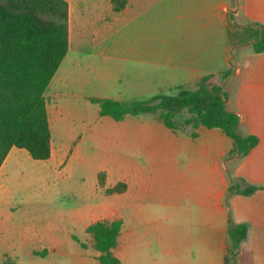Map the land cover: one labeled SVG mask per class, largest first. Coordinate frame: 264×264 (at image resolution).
<instances>
[{"label":"crops","instance_id":"1","mask_svg":"<svg viewBox=\"0 0 264 264\" xmlns=\"http://www.w3.org/2000/svg\"><path fill=\"white\" fill-rule=\"evenodd\" d=\"M81 4L75 16L76 39L72 40L70 30L69 51L45 94L52 136L46 161L53 158L54 150L60 159L72 153L65 168L70 179L73 157L92 156L95 174L107 166L94 155L110 146L101 142L106 137H117L123 154L142 158L130 178L127 170L133 165L127 158L120 165L127 189L119 194L118 219L123 224L113 252L122 264H226L228 231L235 224L249 226L236 264H264V53L254 51V40L240 42L245 28L264 26V0H128L120 12L113 10L111 0H81ZM119 24L122 32L114 38L111 32ZM244 47L252 49L236 53ZM231 68L223 84L224 104L238 115L240 133L259 139L244 158L229 156L233 141L220 129L200 126L175 133L158 122L155 129L131 125L110 130L113 123L134 124L149 114L120 122L100 117L99 125L93 119L78 130L60 129L69 114L86 118L72 107L74 103H91L88 100L93 98L144 101L164 90L194 89L210 74L219 83L218 77ZM15 149L0 168V183L5 181L6 167L19 162ZM244 182L261 190L250 196L229 192L231 186L243 187ZM5 206L0 184V244L6 242L3 234L17 231L16 217ZM96 210L89 204L74 211L73 225L86 232L96 222L91 221ZM19 228L26 232L22 224ZM50 232L47 229L41 247L49 253L38 264L48 260L100 264L97 252L86 253L78 242L83 252L71 247L67 234L50 241ZM12 259L10 264H25L20 257ZM0 264H5L3 257Z\"/></svg>","mask_w":264,"mask_h":264},{"label":"trees","instance_id":"2","mask_svg":"<svg viewBox=\"0 0 264 264\" xmlns=\"http://www.w3.org/2000/svg\"><path fill=\"white\" fill-rule=\"evenodd\" d=\"M111 3L113 10L120 12L128 0H111ZM244 32L248 33L247 41L254 40V51L264 53V26L261 29L249 26ZM68 51L69 5L66 0H0V168L13 147L27 151L35 161L50 159L52 136L45 94ZM231 73L232 69L220 76L228 78ZM176 89L175 94L160 92L144 101L96 98L88 101L99 107L100 117L116 122L126 117L156 114L159 121L175 133L200 126L220 129L233 141L229 156L238 154L244 158L257 146V136L240 133V119L226 109L227 94L214 75L202 77L194 89ZM185 111L189 117L179 122L177 118ZM126 189L124 183H119L106 192L120 194ZM259 190L261 187L247 182L243 187L229 188V192L238 191L244 196ZM122 224L120 219L102 220L87 228L95 250L100 253V264H122L113 252ZM248 233V224L229 228L231 244L226 264H236Z\"/></svg>","mask_w":264,"mask_h":264},{"label":"rangeland","instance_id":"3","mask_svg":"<svg viewBox=\"0 0 264 264\" xmlns=\"http://www.w3.org/2000/svg\"><path fill=\"white\" fill-rule=\"evenodd\" d=\"M66 1L68 2L71 14L69 31L71 30L72 40H75L77 36L75 25V16H77L78 11L77 5L79 2L80 6L82 4L81 0ZM86 32L88 31L86 30ZM121 32L122 27L119 24L114 26L111 33H113L114 38H118ZM247 36L248 33L243 32L240 41L248 42ZM251 49L250 47H244L236 53H247ZM80 50L86 51V49ZM71 55L72 53L69 54V56ZM226 79L219 76L218 82L223 85ZM230 86L231 83L227 85V90L230 89ZM162 92L175 94L177 89H169ZM69 99L75 100L71 96ZM72 107L82 110L86 118L77 119L75 115L69 114V117L62 122L61 130L65 131L69 128L78 130L93 119L96 120L98 125L100 124L101 119L97 105L83 102L81 105L74 103ZM188 117L189 114L185 111L177 120L182 122ZM158 122L160 121L155 114L137 119L134 124L119 125L113 123L110 130L128 128L131 125H143L144 129L148 127L155 129V125ZM105 127L107 128V126ZM101 142L105 144L110 143V146L104 147L106 149L105 152L94 153V155L100 162L102 160L105 161L104 163L107 164L106 169L97 170L94 174L96 169L93 171L94 168L90 165V162H93L91 160L92 156L90 158L81 157L80 159L73 157V165L68 172L70 179L66 175L65 168L69 163V156L72 153H69L66 159H60L58 152L54 150L53 158L50 161L40 163L33 160L30 155H27L25 150L15 149L18 154L19 164L7 166L5 181L0 183L5 193V203L7 205L5 208L14 213L16 217L15 222L17 223L16 233L3 234L4 241L6 240V242L5 244H0V259L3 257L5 264H10L9 260H13L12 257L24 259L25 264H31V260L33 259L34 263L32 264H38L37 260H41L42 255H48L49 253L48 250L41 249L42 245L46 243L42 240L47 229L52 230L48 234L50 241L61 240L67 234L68 241L72 244L71 247H76L80 252H83L79 247L80 244L86 253L97 252L94 248L92 236L84 232L81 226L73 225L71 213L78 209H83L89 204H94L97 210L95 217L91 221L118 219L119 194L110 195L106 190L122 183V174L125 171V169L120 168V165L123 163L122 161L127 158L129 164L133 165V168L127 170V176L130 178L135 175L137 171L134 167L135 163L141 158L140 156L137 158L136 153L123 154L120 151V142L117 137H106ZM84 155L87 156V154ZM146 155L147 153L143 154L144 160ZM103 205H106L108 211L106 209L103 210ZM21 224L24 226L23 230L26 232L21 231L19 228ZM66 229H69L70 232L67 233ZM58 236L60 237L58 238ZM74 238H77V240ZM33 251L36 255L32 253ZM97 254L100 255L99 252ZM41 264H53V261L48 260Z\"/></svg>","mask_w":264,"mask_h":264},{"label":"water","instance_id":"4","mask_svg":"<svg viewBox=\"0 0 264 264\" xmlns=\"http://www.w3.org/2000/svg\"><path fill=\"white\" fill-rule=\"evenodd\" d=\"M254 42V41H253Z\"/></svg>","mask_w":264,"mask_h":264}]
</instances>
